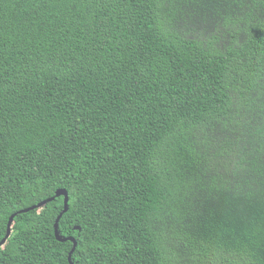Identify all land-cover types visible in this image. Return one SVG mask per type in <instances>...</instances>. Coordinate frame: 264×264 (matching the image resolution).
<instances>
[{
    "label": "trees",
    "instance_id": "1",
    "mask_svg": "<svg viewBox=\"0 0 264 264\" xmlns=\"http://www.w3.org/2000/svg\"><path fill=\"white\" fill-rule=\"evenodd\" d=\"M264 264V0H0V264Z\"/></svg>",
    "mask_w": 264,
    "mask_h": 264
},
{
    "label": "water",
    "instance_id": "2",
    "mask_svg": "<svg viewBox=\"0 0 264 264\" xmlns=\"http://www.w3.org/2000/svg\"><path fill=\"white\" fill-rule=\"evenodd\" d=\"M55 195H56V197L63 195L64 198H65L64 209L58 215V217L56 219V222H55V234H56L57 238L59 240H61V241L71 240V241L74 242L73 249H72V251L69 254V261H70L71 264H74V262L72 261V254H73L74 250L77 247V240L73 236L62 237L60 235V232H59V224H60L61 217L63 216L64 213H66L69 210V193H68V191L66 189L60 188V189H58L56 191ZM54 199H55V196H52L50 198L42 200L41 202H39V203H37L35 205H32V206L27 207V208H23V209L15 212V213H13L10 216L9 221H8L7 233H6L5 237H3V239L0 241V247L3 246L7 242L8 238L10 237L11 232H12V223H13L14 217H15V215L17 213H20V212H23V211H29V210L38 209V208L43 207L44 205L48 204L50 201H52Z\"/></svg>",
    "mask_w": 264,
    "mask_h": 264
}]
</instances>
